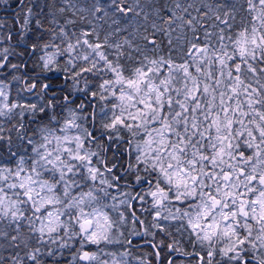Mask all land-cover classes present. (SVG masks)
<instances>
[{
	"label": "snow or ice",
	"instance_id": "snow-or-ice-1",
	"mask_svg": "<svg viewBox=\"0 0 264 264\" xmlns=\"http://www.w3.org/2000/svg\"><path fill=\"white\" fill-rule=\"evenodd\" d=\"M0 264H264V0H0Z\"/></svg>",
	"mask_w": 264,
	"mask_h": 264
}]
</instances>
